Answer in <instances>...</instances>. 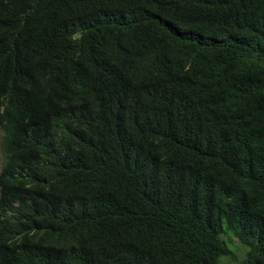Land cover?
I'll return each instance as SVG.
<instances>
[{"label":"trees","instance_id":"16d2710c","mask_svg":"<svg viewBox=\"0 0 264 264\" xmlns=\"http://www.w3.org/2000/svg\"><path fill=\"white\" fill-rule=\"evenodd\" d=\"M0 264H264V0H0Z\"/></svg>","mask_w":264,"mask_h":264},{"label":"rangeland","instance_id":"374dc122","mask_svg":"<svg viewBox=\"0 0 264 264\" xmlns=\"http://www.w3.org/2000/svg\"><path fill=\"white\" fill-rule=\"evenodd\" d=\"M3 138H4V131L0 127V173L5 163V156L2 147ZM223 239L226 240L227 242H231L229 248L232 251V254L228 256H223L221 258L220 264H244L247 248L241 245L236 238H232L230 235H223Z\"/></svg>","mask_w":264,"mask_h":264},{"label":"clouds","instance_id":"9594fccd","mask_svg":"<svg viewBox=\"0 0 264 264\" xmlns=\"http://www.w3.org/2000/svg\"><path fill=\"white\" fill-rule=\"evenodd\" d=\"M3 147V146H2ZM4 166H5V163H4ZM4 168V167H3ZM2 171H3V169H2ZM2 171H1V173H2ZM1 173H0V175H1Z\"/></svg>","mask_w":264,"mask_h":264}]
</instances>
